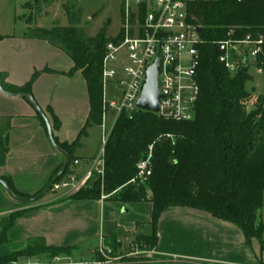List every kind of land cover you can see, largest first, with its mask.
I'll return each instance as SVG.
<instances>
[{"label": "trees", "instance_id": "1", "mask_svg": "<svg viewBox=\"0 0 264 264\" xmlns=\"http://www.w3.org/2000/svg\"><path fill=\"white\" fill-rule=\"evenodd\" d=\"M39 1L50 6L53 0H38L37 3ZM63 9L68 21L65 27L58 24L51 29H40L34 27L29 18L26 20L28 39L47 42L61 50L74 64L68 76L80 72L87 83L90 112L84 129L72 144H61L55 139L70 159L59 179L72 172L75 162L72 153L79 147L80 139L88 130L102 127L103 60L107 44L117 41L108 38L103 31L94 38L85 35L81 28L80 0H68ZM193 15L203 41L199 47L200 97L195 119L178 123L164 121L143 111L122 114L105 146L104 176L96 177L70 198L100 201L107 196V200L122 206L151 203L150 223L139 224L137 228L150 227L152 232L150 235L139 234L132 246L154 249L159 241L158 229L163 215L169 209L184 208L235 226L242 232L247 246L257 243L264 254V223L259 217L264 208V95L256 96L254 86L249 89L255 81L249 68L235 76L228 73L218 61L219 50L215 45L226 40L231 30L235 31L236 40L247 36L264 38V0L198 3L194 6ZM4 39L0 36V42ZM256 63L264 73V45ZM41 74L35 72L26 86L9 92L32 95V87ZM249 107L254 111L249 112ZM54 120L58 130L61 123L56 116ZM0 144L5 151L8 150L2 138ZM150 152L151 176L137 186L132 183L138 175L137 166ZM5 183L20 199L39 195H22L15 190L10 179H5ZM19 217L20 214L12 215L10 225L1 230L0 246H13L6 234ZM104 226L118 248L115 225ZM13 262V252L0 259V264Z\"/></svg>", "mask_w": 264, "mask_h": 264}, {"label": "crops", "instance_id": "2", "mask_svg": "<svg viewBox=\"0 0 264 264\" xmlns=\"http://www.w3.org/2000/svg\"><path fill=\"white\" fill-rule=\"evenodd\" d=\"M4 38L0 42L2 89L6 94L20 96L7 97L0 93V138L8 147L5 151L0 144V181L10 179L18 193L33 197L49 187L65 159L54 149L46 124L31 102L23 94L9 90L23 88L35 72H42L32 87V95L28 96L49 120L54 138L61 144H72L84 129L90 112L87 83L80 73L66 77L74 64L49 43L29 40L27 35L23 39ZM45 70L49 72L44 73ZM54 116L61 123L58 130ZM90 130L72 153L75 161H79V172L86 170L85 163L99 154V151L94 157L86 154ZM46 195L29 206L14 202L0 186V229L10 225L12 215L20 214L6 234L13 246L2 245L0 259L13 252L11 247L35 242L47 248L91 252L109 238L105 224L115 225L114 236L120 250L123 245L119 238L129 234L130 246L146 228L137 225H147L152 217L151 203L126 205L130 210L125 209L128 217H124L116 212L119 205L123 208L118 202L108 206L105 204L108 200L76 201L63 193L48 198ZM158 235L157 246L143 255L154 263L259 264L255 256L257 244L247 246L238 228L204 213L169 209L160 221Z\"/></svg>", "mask_w": 264, "mask_h": 264}, {"label": "built area", "instance_id": "3", "mask_svg": "<svg viewBox=\"0 0 264 264\" xmlns=\"http://www.w3.org/2000/svg\"><path fill=\"white\" fill-rule=\"evenodd\" d=\"M211 1L215 0H123L124 35L107 44L103 60V86L109 79L119 77L123 88L120 102L106 101L103 96L104 147L95 159L85 163L88 166L86 170L79 172V161H75L72 172L55 182L50 191L72 197L96 177L104 176L105 146L109 137L122 114L132 115L141 111L138 102L147 82V73L158 60L161 99L159 112L155 115L168 122H192L195 119L200 97L199 47L203 41L197 32L200 27L195 23L193 9L198 3ZM234 36L235 31L231 30L226 40L215 43L219 50V63L231 76L249 68L253 75L263 77V70L256 62L262 54L264 38L247 36L236 40ZM110 113L115 114V121L108 133L105 123ZM151 157L152 152L138 164V175L133 184L140 186L149 179ZM107 199V196L102 197V200ZM98 252L110 259L111 251L102 245Z\"/></svg>", "mask_w": 264, "mask_h": 264}, {"label": "rangeland", "instance_id": "4", "mask_svg": "<svg viewBox=\"0 0 264 264\" xmlns=\"http://www.w3.org/2000/svg\"><path fill=\"white\" fill-rule=\"evenodd\" d=\"M37 1L0 0V36L23 39L29 33V26L26 22L28 18L35 25L34 27L40 29H51L58 24L63 27L68 25L63 9L68 0H53L50 6L45 5L43 1H39V3ZM27 4L28 9L25 8ZM80 6L82 9L81 28L87 37L94 38L103 31L110 39L122 38L124 35L122 27L125 24L123 0H80ZM77 73L72 76L67 74L66 77L72 78ZM254 77V85H250L249 89L254 86L255 95L262 96L264 95V78L256 75ZM122 94L123 88L120 85L119 77L109 79L105 83L104 99L106 101L120 102ZM248 110L249 112L254 111L253 107H249ZM114 121L115 114L110 113L105 123L108 133L112 129ZM88 133L86 154L94 157L104 147L102 141L103 129L102 127L94 128ZM52 194L54 193L49 191L46 195L47 198ZM112 203L116 202L108 200L105 204L111 206ZM125 209H129L128 206L122 208L119 205L116 212L119 216L128 217V213L124 212ZM129 214H131V211H129ZM259 217L264 223V208L259 213ZM143 231L144 234L150 235L152 228L146 227ZM106 232L109 233V231ZM130 240L129 234H123V237L119 238V243L123 247L119 250L110 238L104 239L91 252L83 249L50 250L43 243L35 242L27 246L11 247L14 253L12 264H158L143 256L148 248H142V245L137 247L131 244L129 246ZM101 245L111 251L110 259L99 254L98 250ZM0 250H4V247L0 246ZM255 256L259 264L263 263L264 254L261 253L258 244L255 247ZM172 262L169 261L166 264H185L182 261Z\"/></svg>", "mask_w": 264, "mask_h": 264}, {"label": "water", "instance_id": "5", "mask_svg": "<svg viewBox=\"0 0 264 264\" xmlns=\"http://www.w3.org/2000/svg\"><path fill=\"white\" fill-rule=\"evenodd\" d=\"M197 32H200V28L197 29ZM170 71V70H169ZM160 76V61L158 60L157 63L148 71L147 73V82L146 85L144 87L143 90V94L141 96V99L138 102V108L139 110L143 111V112H147V113H152V114H157L159 112V101L161 99V95L159 93V86H158V78ZM0 93L2 95H5L7 97H17L20 95H9L6 94L3 89H2V83H1V78H0ZM24 98L28 99L31 104L33 105L34 109L36 110V112L41 116V118L44 120L47 130H48V134H49V138L50 141L54 147V149L60 153L64 159H65V163L60 171V173L54 178V180L52 181V183L49 185V187H47V189L45 191H43L42 193H40L37 197H33L30 199H20L18 197H16L11 190L9 189V187L7 186V184L3 181H0V186L4 189V191L7 193V195L16 203L19 204H32L35 203L39 200H41L51 189L52 185L57 182L59 180V178L65 173L70 159L69 156L67 155V153H65L56 143L55 138H54V134H53V129L52 126L49 122V120L46 118V116L43 114V112L39 109V107L35 104L34 100L28 96V95H21ZM126 212V211H124ZM0 235H1V229H0Z\"/></svg>", "mask_w": 264, "mask_h": 264}]
</instances>
